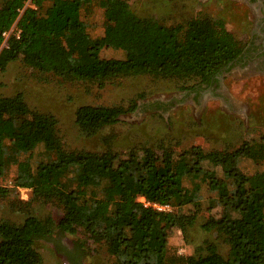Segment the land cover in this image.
<instances>
[{"label": "trees", "instance_id": "trees-1", "mask_svg": "<svg viewBox=\"0 0 264 264\" xmlns=\"http://www.w3.org/2000/svg\"><path fill=\"white\" fill-rule=\"evenodd\" d=\"M27 1L0 2V71L21 57L39 72L100 86L139 74L211 84L244 50L222 19L205 25L207 18H194L170 26L139 16L127 0H32L34 5L26 6ZM46 4L51 11L43 15ZM93 4L104 10L105 34L99 38L92 37L82 18V9ZM13 27L19 35L14 30L5 37ZM105 46L123 49L126 59H101ZM128 111L119 105L85 104L76 112V124L95 133L118 123ZM57 124L54 114L32 108L23 93L0 95V195H7L1 181L15 166V187L32 189L34 198L56 201L63 210L59 221L31 211L20 223L1 220L0 264H45L35 242L55 228L73 235L84 229L107 246L116 264H264V168L249 175L238 164L241 156L264 163V134L233 151L193 146L159 154L145 146L121 156L112 148L69 149ZM39 147L43 153L34 166L30 154ZM205 162L220 166L224 179L205 168ZM186 176L193 178L191 186ZM203 181L214 187L232 184L209 198L210 208L221 210L201 224L228 245L227 255L211 239L202 240L190 254L169 247L173 227L188 236L198 224ZM140 196L171 204L173 210L147 207Z\"/></svg>", "mask_w": 264, "mask_h": 264}, {"label": "rangeland", "instance_id": "rangeland-1", "mask_svg": "<svg viewBox=\"0 0 264 264\" xmlns=\"http://www.w3.org/2000/svg\"><path fill=\"white\" fill-rule=\"evenodd\" d=\"M127 1L139 16L154 17L170 26L186 24L194 18H207L203 23L205 25L209 21L222 19L243 49L250 40L253 15L249 7L240 2ZM32 5V0H28L26 6ZM50 11L51 5L46 4L42 14ZM82 18L88 23L92 37L104 36V10L98 4L83 8ZM100 58L123 61L126 52L121 48L105 46ZM217 75L219 77L211 84L173 76L139 74L118 76L100 86L93 81L39 72L25 64L20 57L13 60L6 70L0 71V95L12 96L21 92L32 108L54 114L58 120V131L69 149L102 151L112 148L121 156H126L131 149L145 146L153 147L159 154L165 149L180 153L193 146H200L205 151H233L264 134V72H251L244 63L228 65ZM85 104L119 105L129 111L120 117L118 123L105 126L95 133H85L76 124V112ZM42 151V147H39L30 154L34 166ZM238 164L249 175L264 168V163H255L248 156H241ZM203 165L215 170L218 178L224 179L220 166L210 162ZM15 169L13 166L10 175L1 181L9 191L5 196L0 195V221L6 219L20 223L27 211L41 218L51 216L59 221L63 210L56 201L36 199L32 189L13 185ZM184 180L188 186L194 181L191 176H186ZM201 184L202 211L198 224L191 228L188 236L179 227H173L169 247L180 254H190L202 240L211 239L227 255L228 245L217 239L215 234L205 232L201 224L212 216L218 217L221 210L210 208L209 198L220 195L232 184L224 187H214L210 181ZM97 192L100 190L97 189ZM20 201L30 204L27 206ZM16 205H20L19 210ZM35 247L42 254L45 264H74L73 259L78 264H116L107 246L96 243L84 229H79L73 235L55 228L50 236L38 238Z\"/></svg>", "mask_w": 264, "mask_h": 264}, {"label": "flooded vegetation", "instance_id": "flooded-vegetation-1", "mask_svg": "<svg viewBox=\"0 0 264 264\" xmlns=\"http://www.w3.org/2000/svg\"><path fill=\"white\" fill-rule=\"evenodd\" d=\"M224 1V0H219ZM240 2L243 6L249 7L253 15L250 40L244 48L242 54L229 64V66L236 64H244L249 66L251 72H264V0H230ZM222 71V70H221ZM222 73V72H221ZM219 75L216 76L218 78ZM213 83V82H212ZM74 264L77 263L73 259Z\"/></svg>", "mask_w": 264, "mask_h": 264}, {"label": "built area", "instance_id": "built-area-1", "mask_svg": "<svg viewBox=\"0 0 264 264\" xmlns=\"http://www.w3.org/2000/svg\"><path fill=\"white\" fill-rule=\"evenodd\" d=\"M13 30V28L10 31H7L4 33L5 37H8L9 33ZM17 34L19 35L20 30H15ZM139 200L147 207H153L154 209L158 211H165L170 212L173 210V206L171 204H162L157 202H151L146 197L140 196Z\"/></svg>", "mask_w": 264, "mask_h": 264}]
</instances>
